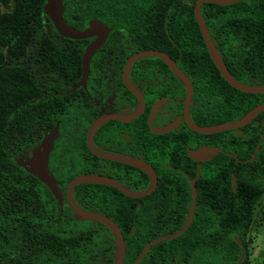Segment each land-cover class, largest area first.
I'll list each match as a JSON object with an SVG mask.
<instances>
[{"label": "trees", "instance_id": "obj_1", "mask_svg": "<svg viewBox=\"0 0 264 264\" xmlns=\"http://www.w3.org/2000/svg\"><path fill=\"white\" fill-rule=\"evenodd\" d=\"M44 1L0 0V264H113V234L75 215L64 188L82 173L112 177L128 190L149 185L140 169L94 156L85 143L95 116L126 114L137 106L120 79L125 59L146 49L173 59L191 83L188 113L197 125L233 122L264 103V93L242 92L220 76L193 17L195 0H63L62 17L72 27L81 29L97 19L111 28L97 52L119 33L122 59L109 102L92 91L93 58L85 88L63 93L80 76L87 40L60 36L42 11ZM199 12L230 75L242 84L264 85V0L202 2ZM128 79L144 98L142 113L130 122L104 121L92 143L98 150L148 163L156 186L132 198L106 184L80 183L71 191L75 204L116 224L124 241L122 264H133L143 245L161 236L136 264H247L252 208L263 193L249 177L264 164V110L239 128L202 134L182 120L184 86L159 58L134 60ZM158 98L166 102L157 108L152 126L180 119L164 133L152 132L147 124ZM162 115L166 122H160ZM56 122L46 168L60 189L61 206L23 168L20 157L36 149ZM201 147L216 150L198 162L192 219L180 235L168 238L183 225L191 202L189 180L197 162L188 151Z\"/></svg>", "mask_w": 264, "mask_h": 264}, {"label": "water", "instance_id": "obj_2", "mask_svg": "<svg viewBox=\"0 0 264 264\" xmlns=\"http://www.w3.org/2000/svg\"><path fill=\"white\" fill-rule=\"evenodd\" d=\"M236 0H195L192 8L193 17L198 25L201 37L204 41L207 53L217 68L220 76L232 87L242 91V92H250V93H264V85H246L238 82L235 80L230 73L228 72L223 60L221 59L218 51L216 50L213 42L211 41L205 23L203 22L200 12L199 6L202 2H208L218 5H225L233 3ZM42 11L51 22L52 26L56 30V32L63 37L70 38V39H87L90 38V41L85 45L83 52L81 54L80 59V76L78 80L67 90L63 93L71 92L78 87L85 88L86 81L89 73V60L92 54L96 51V49L101 46L104 41L106 40L108 34L111 31V28L103 24L100 20L97 19H90L87 22V25L81 29L74 28L71 25L67 24L62 15L64 11L63 0H45L42 5ZM145 56H155L159 58L167 68L177 77L180 79L184 86V96L182 100V111H181V118L188 127V129L202 133V134H210L215 132H220L228 129H236L243 125H245L253 116L257 113L264 110V103L257 104L251 107L247 112H245L240 118L233 122L229 123H217L211 125H197L194 124L189 118V102L192 92V86L189 82L188 78L185 74L177 67L176 63L171 59L166 53L161 50L155 49H146L136 51L130 54L124 61V64L121 69L120 79L123 85L130 91L134 97L137 99V106L126 114H117L114 112H102L95 116L92 121L89 123L86 132H85V143L86 147L88 148L89 152H91L94 156L103 159H109L113 161H117L123 164H127L133 167H136L143 171L149 177V185L147 188L143 190H128L123 187L120 183H118L112 177L101 175V174H90V173H82L74 176L71 178L64 188V199L67 203L70 210L77 216L89 220L97 221L103 224L106 228H108L114 236V240L116 243V254L114 258L113 264H122L123 256H124V241L116 224L106 215L98 214L95 212H90L87 210H83L78 207L73 198H72V188L73 186L80 184V183H98V184H106L116 188L120 191L123 195L132 198H139L145 195H148L156 186V174L154 169L145 161L130 156L126 154H118L114 152H106L98 150L94 147L92 143V137L97 129V127L107 121L109 119L117 120L120 122H130L134 118H136L139 114L142 113L145 101L142 94L137 90L129 81L128 79V70L131 63L141 57ZM166 102V98H158L156 99L150 106L147 124L150 127V130L155 133H164L172 128H174L179 123V118L172 119L169 123H167L163 127H155L152 126V119L156 112V109L163 103ZM58 123L56 122L52 129L48 131L43 137L41 142L39 143L38 147L35 149L37 153L38 165L36 167L29 168L24 166V168L32 173L38 180L43 182L49 191L53 194L56 198L58 204L62 205V195L60 192L59 187L57 186L54 178L47 172L46 168V159L48 151L51 147L52 140L56 134ZM258 149V145L255 147L254 151L252 152L251 156L247 159L250 160L254 157L256 150ZM216 148L206 149V148H198L193 151H188V155L190 158L195 160L196 163V171L195 176L189 180V186L191 191V202L188 208V213L183 225L174 232L173 234L169 235L168 238H174L180 235L189 225L192 216L193 210L195 206L196 196H195V188H194V180L198 177V169H199V161L207 155L215 152ZM231 184L234 185V178L231 177ZM164 237H158L154 240L147 241L143 247L141 248L140 252L138 253L137 257L135 258L133 264H136L140 258L143 256L144 252L147 248L162 240Z\"/></svg>", "mask_w": 264, "mask_h": 264}, {"label": "rangeland", "instance_id": "obj_3", "mask_svg": "<svg viewBox=\"0 0 264 264\" xmlns=\"http://www.w3.org/2000/svg\"><path fill=\"white\" fill-rule=\"evenodd\" d=\"M117 35L119 36V33ZM117 35H115V41L110 42V44L104 47L103 51L98 54L96 53L97 55L92 57L96 64V74L93 76V80H95L98 84L97 86H99L98 95L101 97L109 95L117 85L119 68L122 61L120 42ZM160 121L166 122L167 117L162 115ZM20 157L22 166L24 165L32 168L38 165L35 149L20 153ZM27 172L30 173L29 171ZM249 182L261 188L263 193L254 203L252 208V222L247 231V264H264V164H259L256 170L251 173ZM65 215L67 218L69 217L67 211L65 212Z\"/></svg>", "mask_w": 264, "mask_h": 264}, {"label": "flooded vegetation", "instance_id": "obj_4", "mask_svg": "<svg viewBox=\"0 0 264 264\" xmlns=\"http://www.w3.org/2000/svg\"><path fill=\"white\" fill-rule=\"evenodd\" d=\"M92 37H90V38H87V39H85V40H87L86 41V43H85V45L90 41V39H91ZM85 45H84V47H85ZM103 45V44H102ZM101 45V46H102ZM101 46H99L97 49H96V51L92 54V56H91V58L90 59H92V57L94 56V55H97L99 52H97L100 48H101ZM84 47H83V49H84ZM82 52H83V50H82ZM95 53H97V54H95ZM82 54V53H81ZM94 60V59H93ZM89 62H90V60H89ZM121 73V72H120ZM93 78L94 77H92V91L93 92H95L96 94H98V87L99 86H97L98 84L95 82V80H93ZM87 79H88V77H87ZM86 84H87V81H86ZM94 84V85H93ZM99 97H101L100 95H98ZM106 100H107V102H109L110 100H111V97L109 96V95H107L106 96ZM157 110V109H156ZM171 121V120H170ZM169 121V122H170ZM161 122V121H160ZM168 122V123H169ZM162 123V122H161ZM22 162V161H21Z\"/></svg>", "mask_w": 264, "mask_h": 264}]
</instances>
